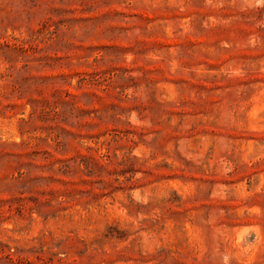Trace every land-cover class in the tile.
<instances>
[{
    "label": "rangeland",
    "instance_id": "obj_1",
    "mask_svg": "<svg viewBox=\"0 0 264 264\" xmlns=\"http://www.w3.org/2000/svg\"><path fill=\"white\" fill-rule=\"evenodd\" d=\"M0 264H264V0H0Z\"/></svg>",
    "mask_w": 264,
    "mask_h": 264
}]
</instances>
